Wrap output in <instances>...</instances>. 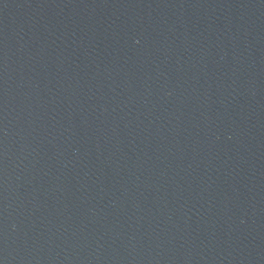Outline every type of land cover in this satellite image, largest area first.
<instances>
[{
	"label": "water",
	"instance_id": "95a60500",
	"mask_svg": "<svg viewBox=\"0 0 264 264\" xmlns=\"http://www.w3.org/2000/svg\"><path fill=\"white\" fill-rule=\"evenodd\" d=\"M0 264H264V0H0Z\"/></svg>",
	"mask_w": 264,
	"mask_h": 264
}]
</instances>
